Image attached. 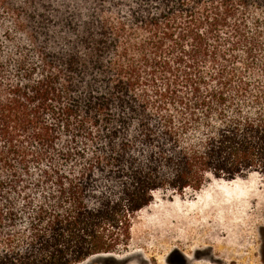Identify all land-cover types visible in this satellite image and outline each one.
<instances>
[{"label": "trees", "instance_id": "trees-1", "mask_svg": "<svg viewBox=\"0 0 264 264\" xmlns=\"http://www.w3.org/2000/svg\"><path fill=\"white\" fill-rule=\"evenodd\" d=\"M264 184V0H0V264L127 250L156 194Z\"/></svg>", "mask_w": 264, "mask_h": 264}, {"label": "rangeland", "instance_id": "rangeland-1", "mask_svg": "<svg viewBox=\"0 0 264 264\" xmlns=\"http://www.w3.org/2000/svg\"><path fill=\"white\" fill-rule=\"evenodd\" d=\"M80 264H264V184L252 176L156 194L137 214L125 252Z\"/></svg>", "mask_w": 264, "mask_h": 264}]
</instances>
